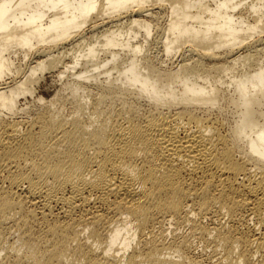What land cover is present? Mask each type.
Instances as JSON below:
<instances>
[{
	"label": "bare ground",
	"instance_id": "6f19581e",
	"mask_svg": "<svg viewBox=\"0 0 264 264\" xmlns=\"http://www.w3.org/2000/svg\"><path fill=\"white\" fill-rule=\"evenodd\" d=\"M0 264H264V0H0Z\"/></svg>",
	"mask_w": 264,
	"mask_h": 264
},
{
	"label": "rangeland",
	"instance_id": "374dc122",
	"mask_svg": "<svg viewBox=\"0 0 264 264\" xmlns=\"http://www.w3.org/2000/svg\"><path fill=\"white\" fill-rule=\"evenodd\" d=\"M162 21V22H161ZM161 25L162 24H164V19H162V20H160V22H159ZM103 30H105V28L103 29H101V30H97L96 31V34H98V35H94L95 37H98L100 34V32L99 31H101V32H103ZM93 31V30H92ZM91 30H90V27L88 26V27H86L85 29H84V36L86 37V38H88V36H89V38H91L92 37V35H93V32H92ZM99 32V33H98ZM95 34V33H94ZM66 61H69V60H66ZM69 64V63H68ZM48 77V78H47ZM53 80V81H52ZM54 81H56V82H54ZM49 82V83H48ZM40 85V86H39ZM59 86V83H58V79H57V74H55V73H49V72H46V73H44V75H43V78L40 80V82L38 83V85L36 86V90H35V95L36 96H41L44 100H49L50 99V97H52V95L54 94V92L56 91V88ZM43 95V96H42ZM30 101V98H26V99H20V103H19V105L21 106V107H23V106H25V105H27L28 104V102ZM199 248H197V250H196V253H198V255L200 254H202V252L203 251H206V252H204L203 253V257H206V256H208V255H210L211 254V251L207 248V250H205L206 248H201V246H198ZM200 250H201V253H200ZM208 252V253H207ZM210 252V253H209Z\"/></svg>",
	"mask_w": 264,
	"mask_h": 264
}]
</instances>
